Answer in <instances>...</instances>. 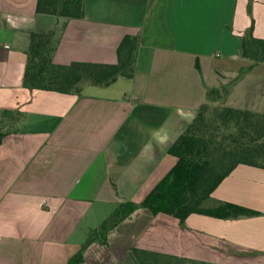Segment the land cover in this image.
<instances>
[{
  "label": "crops",
  "instance_id": "crops-1",
  "mask_svg": "<svg viewBox=\"0 0 264 264\" xmlns=\"http://www.w3.org/2000/svg\"><path fill=\"white\" fill-rule=\"evenodd\" d=\"M36 4L0 0V264H68L119 203L142 201L171 170L169 148L209 88L229 86L226 106L264 114V62L242 50L247 31L264 39V0H85L69 20ZM52 31L61 65L113 64L122 38L139 35L133 78L68 94L24 87L29 35ZM223 202L256 214L180 223L141 207L74 264H140L131 248L179 264H264V169L236 166L204 207Z\"/></svg>",
  "mask_w": 264,
  "mask_h": 264
},
{
  "label": "trees",
  "instance_id": "trees-1",
  "mask_svg": "<svg viewBox=\"0 0 264 264\" xmlns=\"http://www.w3.org/2000/svg\"><path fill=\"white\" fill-rule=\"evenodd\" d=\"M84 1L37 0L36 12L64 20L80 19L84 15ZM53 35V31L29 35L23 86L31 91L77 93L83 82L107 87L120 77L133 78L139 35L122 38L113 64L72 62L68 65L53 62ZM242 50L245 60L253 64L264 62V39L254 37L251 30L243 36ZM228 92L226 85L207 90L205 102L169 148V154L176 159L171 170L142 201L119 203L107 220L89 232L86 242L68 264L81 262L82 252L90 243L100 241L105 244L108 231L141 207L153 214L173 216L180 223L192 213L217 218L256 214L228 202L219 203L215 208L204 207L213 191L236 166L244 164L264 169V114L226 106L224 99ZM3 137L4 133L0 131V143ZM131 251L140 264H179L180 261L137 248H131Z\"/></svg>",
  "mask_w": 264,
  "mask_h": 264
},
{
  "label": "built area",
  "instance_id": "built-area-1",
  "mask_svg": "<svg viewBox=\"0 0 264 264\" xmlns=\"http://www.w3.org/2000/svg\"><path fill=\"white\" fill-rule=\"evenodd\" d=\"M5 48H8L9 46L8 45H4Z\"/></svg>",
  "mask_w": 264,
  "mask_h": 264
}]
</instances>
